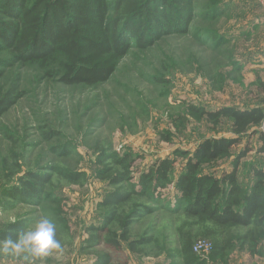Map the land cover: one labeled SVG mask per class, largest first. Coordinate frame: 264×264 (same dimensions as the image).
I'll use <instances>...</instances> for the list:
<instances>
[{
  "label": "rangeland",
  "instance_id": "obj_1",
  "mask_svg": "<svg viewBox=\"0 0 264 264\" xmlns=\"http://www.w3.org/2000/svg\"><path fill=\"white\" fill-rule=\"evenodd\" d=\"M196 17L188 34L174 33L154 45L113 61L111 78L93 86L67 85L60 81L58 65L18 61L17 53L0 43V100L11 96L14 104L0 117V230L11 223L22 229L42 217L50 219L63 246L45 264H94L110 247L90 241L88 227L101 223L105 211L99 202L113 187L95 177L100 151L132 153L136 170L156 160L191 152L205 138L231 137V121L219 124L192 114L191 105L214 110L235 105L264 107V12L256 0H195ZM110 60V59H109ZM58 71V73H55ZM233 156L211 163L208 169L231 168V160L249 141L253 148L242 159L240 180L248 187L253 170L264 169V153L257 136ZM184 158H180L176 174ZM57 170L86 173L81 184L67 181ZM52 173L51 197L36 204L19 203L5 193L28 172ZM138 177V173H136ZM173 185L165 189L156 211L132 225L131 236L153 240L142 254L123 242L124 253H114L111 264H184V238L212 241L206 221L188 217L177 206ZM145 202H148L144 200ZM59 202V203H58ZM234 247L227 255L204 253V264H264L263 230L256 228L213 229ZM212 230V231H213ZM262 231V232H260ZM259 236L258 253L249 247ZM0 264H13L0 255ZM40 264V262H37Z\"/></svg>",
  "mask_w": 264,
  "mask_h": 264
},
{
  "label": "trees",
  "instance_id": "obj_2",
  "mask_svg": "<svg viewBox=\"0 0 264 264\" xmlns=\"http://www.w3.org/2000/svg\"><path fill=\"white\" fill-rule=\"evenodd\" d=\"M194 2L0 0V43L14 50L18 61L39 62L45 67L58 65L64 84L93 86L108 81L116 70L113 60L126 56L133 47L146 49L164 36L188 34L196 17ZM13 104L11 96L3 97L0 117ZM190 110L216 124L229 119L233 136L205 138L192 152L177 149L176 157L160 158L138 170L137 158L130 152L98 153L95 177L113 189L106 191L99 202L105 214L101 223L88 227L89 239L91 242L103 239L111 252L99 256L94 264H111L114 253H124L123 242L133 253L144 252V246L153 238L148 235L132 238V225L156 211L150 202L159 205L165 189L171 185L177 192L178 208L188 217L206 221L210 226L208 236L218 237L212 241L213 256H225L234 248L213 229L256 228L263 230L264 235V169L254 168V180L248 187L240 180L242 159L253 150L249 141L233 157L229 170L224 169L218 175L215 169L207 168L211 163L232 157V151L243 144V136L252 126L264 125V107L229 105L209 110L191 105ZM253 136L261 143L257 151L264 153V130L251 131L249 139ZM180 158L184 162L176 174ZM57 171L74 184L86 179L84 172ZM52 181V173L28 171L5 195L19 203L36 204L48 196L57 201L48 191ZM19 229L20 224H9L0 230V239ZM197 242L184 238L181 245L184 264H204V253L194 250ZM251 242L249 250L256 255L259 236L253 235Z\"/></svg>",
  "mask_w": 264,
  "mask_h": 264
},
{
  "label": "clouds",
  "instance_id": "obj_3",
  "mask_svg": "<svg viewBox=\"0 0 264 264\" xmlns=\"http://www.w3.org/2000/svg\"><path fill=\"white\" fill-rule=\"evenodd\" d=\"M63 251L56 225L46 217L0 239V255L9 257L13 264H45L53 256L59 261Z\"/></svg>",
  "mask_w": 264,
  "mask_h": 264
},
{
  "label": "built area",
  "instance_id": "obj_4",
  "mask_svg": "<svg viewBox=\"0 0 264 264\" xmlns=\"http://www.w3.org/2000/svg\"><path fill=\"white\" fill-rule=\"evenodd\" d=\"M256 2L260 5L262 11L264 12V0H256ZM212 243L206 240L198 241L194 250L198 253H209L212 249Z\"/></svg>",
  "mask_w": 264,
  "mask_h": 264
}]
</instances>
